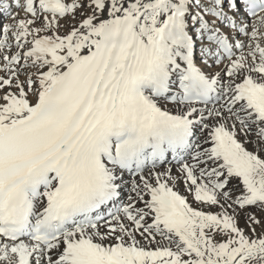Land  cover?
I'll return each mask as SVG.
<instances>
[{
    "label": "snow or ice",
    "instance_id": "6c2138e0",
    "mask_svg": "<svg viewBox=\"0 0 264 264\" xmlns=\"http://www.w3.org/2000/svg\"><path fill=\"white\" fill-rule=\"evenodd\" d=\"M0 264H264V0H0Z\"/></svg>",
    "mask_w": 264,
    "mask_h": 264
}]
</instances>
